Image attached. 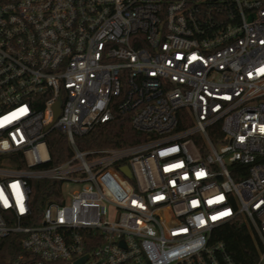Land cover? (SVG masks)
<instances>
[{
	"label": "built area",
	"instance_id": "built-area-1",
	"mask_svg": "<svg viewBox=\"0 0 264 264\" xmlns=\"http://www.w3.org/2000/svg\"><path fill=\"white\" fill-rule=\"evenodd\" d=\"M236 221L264 264V0H0V264H234Z\"/></svg>",
	"mask_w": 264,
	"mask_h": 264
},
{
	"label": "trees",
	"instance_id": "trees-1",
	"mask_svg": "<svg viewBox=\"0 0 264 264\" xmlns=\"http://www.w3.org/2000/svg\"><path fill=\"white\" fill-rule=\"evenodd\" d=\"M145 137L135 132L128 115H115L111 122L99 125L92 133L83 138H77L76 144L82 151L90 149H120L144 142ZM47 148L50 155L49 166H56L71 156V151L64 135L51 133L47 138ZM47 186H34L33 199L36 204H42L52 198V193L46 192ZM35 213V212H34ZM37 214V210H36ZM216 239L225 246L226 253L234 264H256L259 256V244L242 222L228 223L216 232Z\"/></svg>",
	"mask_w": 264,
	"mask_h": 264
},
{
	"label": "rangeland",
	"instance_id": "rangeland-1",
	"mask_svg": "<svg viewBox=\"0 0 264 264\" xmlns=\"http://www.w3.org/2000/svg\"><path fill=\"white\" fill-rule=\"evenodd\" d=\"M39 184H35V186H37ZM63 189V194L64 196L69 199L70 195L74 192L80 189L79 185H73V184H69V185H64L62 187Z\"/></svg>",
	"mask_w": 264,
	"mask_h": 264
},
{
	"label": "water",
	"instance_id": "water-1",
	"mask_svg": "<svg viewBox=\"0 0 264 264\" xmlns=\"http://www.w3.org/2000/svg\"><path fill=\"white\" fill-rule=\"evenodd\" d=\"M59 105H60V102H58L55 107H54V119H56L59 115ZM122 172L129 178L130 177V172L129 170L127 169V167L125 168H122Z\"/></svg>",
	"mask_w": 264,
	"mask_h": 264
}]
</instances>
